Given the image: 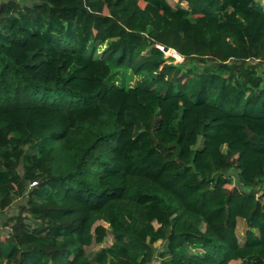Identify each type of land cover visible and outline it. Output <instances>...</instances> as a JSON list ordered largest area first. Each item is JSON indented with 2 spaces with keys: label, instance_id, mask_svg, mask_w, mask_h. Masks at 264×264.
I'll return each instance as SVG.
<instances>
[{
  "label": "trees",
  "instance_id": "16d2710c",
  "mask_svg": "<svg viewBox=\"0 0 264 264\" xmlns=\"http://www.w3.org/2000/svg\"><path fill=\"white\" fill-rule=\"evenodd\" d=\"M262 67L264 0H0V264H264Z\"/></svg>",
  "mask_w": 264,
  "mask_h": 264
},
{
  "label": "rangeland",
  "instance_id": "374dc122",
  "mask_svg": "<svg viewBox=\"0 0 264 264\" xmlns=\"http://www.w3.org/2000/svg\"><path fill=\"white\" fill-rule=\"evenodd\" d=\"M23 1H26V0H23ZM169 4L170 5H174L176 3V0H168ZM103 48V46L100 47L99 50H101ZM177 61V60H175ZM178 62V61H177ZM181 68L182 70H187V69H193L194 71H204L205 67H203V65L201 64H196V63H190V62H184V63H181ZM262 70H264V67H262ZM261 70V71H262ZM234 185L237 186V179L235 176H232L231 177ZM8 215L10 214V212H12L11 210L8 211ZM244 231H245V226L242 222H240L239 226H238V229H237V237L239 238L240 241H242V237H243V234H244ZM112 244V237L110 235H107V237L104 239V242L98 246V245H95L93 244L92 246L86 248V254H87V257L95 262L96 261V257L99 253V251L103 248H108L110 245ZM155 248L160 252L163 250V247H162V244L161 243H156L155 244ZM192 251H197V250H194L193 248L191 249Z\"/></svg>",
  "mask_w": 264,
  "mask_h": 264
},
{
  "label": "built area",
  "instance_id": "2783aa9c",
  "mask_svg": "<svg viewBox=\"0 0 264 264\" xmlns=\"http://www.w3.org/2000/svg\"><path fill=\"white\" fill-rule=\"evenodd\" d=\"M35 185V183H32L30 186H34Z\"/></svg>",
  "mask_w": 264,
  "mask_h": 264
}]
</instances>
